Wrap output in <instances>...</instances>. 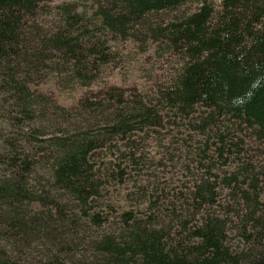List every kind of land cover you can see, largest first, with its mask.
Segmentation results:
<instances>
[{
  "label": "trees",
  "instance_id": "trees-1",
  "mask_svg": "<svg viewBox=\"0 0 264 264\" xmlns=\"http://www.w3.org/2000/svg\"><path fill=\"white\" fill-rule=\"evenodd\" d=\"M46 1L0 0V264H264L261 252L229 248L228 221L212 216L175 243L164 230L124 213L120 234L91 240L90 255L67 247L83 226L100 229L108 219L88 212L104 187L94 180L90 156L110 137L126 136L154 116L140 104L126 112L111 101L89 108L94 128L77 114L52 125L58 108L41 90L52 78L60 87L89 86L114 61L111 41L149 34V41L183 60L161 95L166 106L184 119L201 107L209 119L227 120L264 143V0H221L218 11L204 3L155 29L152 16L191 0H84L90 3L84 9L61 2L52 6L56 19L37 30ZM233 140L222 137L220 149ZM237 181L232 175L221 184ZM214 190L196 188L198 211L213 205ZM59 193L69 208L63 209Z\"/></svg>",
  "mask_w": 264,
  "mask_h": 264
},
{
  "label": "rangeland",
  "instance_id": "rangeland-1",
  "mask_svg": "<svg viewBox=\"0 0 264 264\" xmlns=\"http://www.w3.org/2000/svg\"><path fill=\"white\" fill-rule=\"evenodd\" d=\"M61 2L77 3L82 9L90 7L84 0L43 2L37 30L56 19L52 6ZM204 3L218 11L221 0H191L152 16L149 22L152 28H159ZM138 36L139 39L109 43L114 61L103 67L99 78L89 86L60 87L53 78L46 79L41 86L52 106L58 108L52 109L56 112L52 125L59 124L63 116L77 114L86 115L82 119L85 125L94 128L96 120L87 122L93 115L89 108H104L111 101L120 103L123 111L140 104L154 116L153 121L138 125L137 130L126 136L110 137L104 147L92 153L89 161L94 180L104 187L88 212L108 219L100 229L83 226L77 240L68 238L65 245L69 248L76 245L81 249L76 251L80 256L90 255L86 248L91 240L101 234H120L124 213H130L144 225L164 230L175 243L187 240L189 231L204 216H212L228 221L226 245L233 251L264 254V143L255 141L250 133L241 132V128L227 120L209 119L208 112L201 107L184 119L166 106L161 95L177 78L182 56L168 53L163 45L149 41V34ZM224 136L234 140L220 149ZM230 149L232 155L227 152L223 158L219 157V150ZM232 175L237 178V185L221 184L224 177ZM120 176L123 179L119 183ZM205 184L215 189V201L198 211L194 192ZM59 195L63 198L60 202L63 209L69 208V199L63 193ZM66 214L69 216L70 210ZM81 242H86V247Z\"/></svg>",
  "mask_w": 264,
  "mask_h": 264
}]
</instances>
